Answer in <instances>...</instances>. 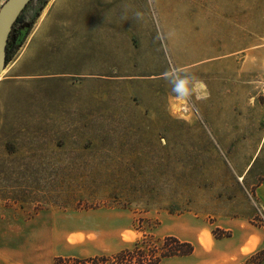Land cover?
I'll return each mask as SVG.
<instances>
[{
    "label": "rangeland",
    "instance_id": "rangeland-1",
    "mask_svg": "<svg viewBox=\"0 0 264 264\" xmlns=\"http://www.w3.org/2000/svg\"><path fill=\"white\" fill-rule=\"evenodd\" d=\"M176 2L184 11H244V17L236 14L231 20L229 31L264 35V0ZM112 3H29L17 28L34 26L0 75V92L10 80L6 92L17 106L40 109L42 101L32 89L31 44L72 50L95 45L102 33L95 21L104 22ZM133 45L139 46L137 39ZM248 46L253 49L213 55L221 63L209 67L189 64L212 52L192 51L187 44L176 52L168 48L165 78L148 77L153 69L136 68L132 77L113 79L114 69L105 63L103 73L46 76L53 84L46 92L44 85L39 97L83 95L86 87L93 89L92 80L104 81L97 84L94 102L101 108L55 117L53 125L24 126L11 136L0 133V201L21 207L26 219L49 217L48 227L24 225L23 264H48V259L55 264L57 258L75 264L94 258H83L94 250L139 256L134 245L145 235L139 249L147 257L154 250L159 254L161 241L174 236L195 247L191 260L177 264H264V51ZM92 52L85 50L83 57ZM174 55L188 65L170 67ZM61 78L70 87L60 85ZM159 114L169 118L166 129Z\"/></svg>",
    "mask_w": 264,
    "mask_h": 264
},
{
    "label": "crops",
    "instance_id": "crops-1",
    "mask_svg": "<svg viewBox=\"0 0 264 264\" xmlns=\"http://www.w3.org/2000/svg\"><path fill=\"white\" fill-rule=\"evenodd\" d=\"M162 2L163 0H114V5L112 3L110 10L105 13L104 22L99 24V21H95L96 28H102V33L100 32L96 36L93 46H86V48L75 46V49L72 50L70 46L66 48L65 45L59 44H31L29 63L32 73V89L34 90L36 87L35 99L42 101L38 102L42 104V107L26 110L17 106V103L12 101L14 99L12 94L6 92L11 85L6 82H10V80L5 81L2 83V89L5 90L0 92V133L3 132L11 136L24 126L34 124L37 127L45 123L53 125L56 121L55 117L71 118L86 113L88 108L92 109V106L101 108V103L96 105L94 102L98 99V88L104 81L92 80L93 89L89 91L86 87L87 92L86 94L83 92V95L78 91L65 94L63 98H55V94L52 92L51 95L45 93L39 97L44 85H46V89H44L46 92L51 88L50 84H53L47 81L46 76H60L69 73L76 76L97 74L102 72L105 63L107 67L109 65V69H114L113 79L116 75L132 77L135 71H138L135 70L136 68H146L147 71L153 69L152 73H148V77L165 78L170 71V69L166 70L168 65L165 50L170 48L169 51L176 52L181 50L184 44H187L188 49L192 51L213 53L199 59L195 62L196 64H189L192 66L198 64L204 66L205 64L209 67L211 63H221V59L215 60L213 55L231 51H251L253 47L248 46L249 44L256 46L255 51H264V35L251 36L247 34V30H240L233 34L229 31V27L232 26L231 20L236 21V14L239 18L244 17V11L238 13L219 11L217 13L201 10L199 7L184 11L182 5H177L176 0H171V3ZM68 3L70 4V1ZM82 6L81 2L79 7L82 9ZM152 15L155 21L152 20ZM233 26L237 27L235 23ZM136 39L138 47L133 45ZM87 49L93 52L89 57H83V52ZM127 49L130 52H127ZM173 57L174 64L171 66L170 63V67L177 69L188 65L182 64L175 55ZM68 63H70L69 66L74 65L72 70L69 69ZM114 81L107 80L105 83L113 84ZM58 83L70 87L62 78ZM57 100L58 102H56ZM23 116L31 118L25 120ZM168 119L164 114H159V122L164 129H166ZM39 216L26 219L21 207L7 205L4 201H0V264H23L24 225L40 222L42 226H49V217L41 218ZM65 242L63 241L61 248L67 251ZM114 251V249L111 251L94 250L83 254V258L112 255ZM70 255L69 253L62 254V256ZM72 255L75 254L72 253ZM191 256L193 255L166 258L160 264L187 262L191 260ZM39 258L42 262L43 258ZM48 264H52V260L48 259Z\"/></svg>",
    "mask_w": 264,
    "mask_h": 264
},
{
    "label": "trees",
    "instance_id": "trees-1",
    "mask_svg": "<svg viewBox=\"0 0 264 264\" xmlns=\"http://www.w3.org/2000/svg\"><path fill=\"white\" fill-rule=\"evenodd\" d=\"M21 21V15L16 21L9 37L8 41V54H7V62L9 63L19 51L23 43L25 42L27 36L29 35L31 29L34 26V22L27 25L25 28H17V24ZM222 236H225L223 234ZM217 238H221L219 235ZM147 240V236L145 235L141 241L135 243L134 246L138 248L141 252L139 256L134 255V252L128 250L119 251L111 256H101V257H94L91 260H75V264L83 263L88 264L89 261L95 264H160L163 259L172 258V257H186L190 256L194 253L195 247L191 242L182 241L174 236L165 237L162 242V248L160 249L159 254L155 255L157 250H154L151 257H147L148 254H144V251L139 249L140 244H144ZM138 251V252H139ZM138 255V253H137ZM63 261L62 258H57L55 264H62L60 263Z\"/></svg>",
    "mask_w": 264,
    "mask_h": 264
},
{
    "label": "water",
    "instance_id": "water-1",
    "mask_svg": "<svg viewBox=\"0 0 264 264\" xmlns=\"http://www.w3.org/2000/svg\"><path fill=\"white\" fill-rule=\"evenodd\" d=\"M31 0H6L0 7V74L8 66V41L15 22Z\"/></svg>",
    "mask_w": 264,
    "mask_h": 264
},
{
    "label": "flooded vegetation",
    "instance_id": "flooded-vegetation-1",
    "mask_svg": "<svg viewBox=\"0 0 264 264\" xmlns=\"http://www.w3.org/2000/svg\"><path fill=\"white\" fill-rule=\"evenodd\" d=\"M32 1H33V0H31L29 3H31ZM0 2H1V0H0ZM29 3H28V5H29ZM28 5H27V6H28ZM27 6L25 7V9L27 8ZM0 7H1V6H0ZM25 9L21 12V14L25 11ZM21 14H20V15H21ZM19 17H20V16H19ZM19 17H18V18H19ZM15 23H16V22H15ZM14 25H15V24H14ZM13 27H14V26H13Z\"/></svg>",
    "mask_w": 264,
    "mask_h": 264
},
{
    "label": "bare ground",
    "instance_id": "bare-ground-1",
    "mask_svg": "<svg viewBox=\"0 0 264 264\" xmlns=\"http://www.w3.org/2000/svg\"><path fill=\"white\" fill-rule=\"evenodd\" d=\"M7 67H8V66H7ZM7 67H6V68H7ZM4 70H5V69H4ZM2 73H3V71H2ZM2 73H1V74H2ZM1 74H0V75H1ZM2 76H3V74H2ZM2 76H0V81L3 80V77H2Z\"/></svg>",
    "mask_w": 264,
    "mask_h": 264
}]
</instances>
